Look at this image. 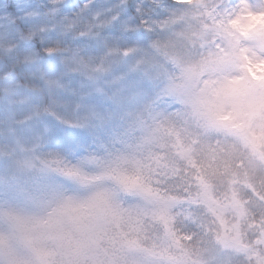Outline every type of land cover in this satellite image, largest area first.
Here are the masks:
<instances>
[{
	"label": "clouds",
	"instance_id": "obj_1",
	"mask_svg": "<svg viewBox=\"0 0 264 264\" xmlns=\"http://www.w3.org/2000/svg\"><path fill=\"white\" fill-rule=\"evenodd\" d=\"M262 33L264 0L4 6L0 264H264Z\"/></svg>",
	"mask_w": 264,
	"mask_h": 264
},
{
	"label": "snow or ice",
	"instance_id": "obj_2",
	"mask_svg": "<svg viewBox=\"0 0 264 264\" xmlns=\"http://www.w3.org/2000/svg\"><path fill=\"white\" fill-rule=\"evenodd\" d=\"M249 16H251L253 19H256V17L252 14V13H249ZM243 31H245V34L247 35V29H243ZM260 35V38L261 39H264V33L262 34H259ZM242 60H243V63H242V67L245 69V70H248L250 68V65H251V60L247 57V56H242ZM239 90L243 93V92H246L248 88L251 87V84L250 82L244 78L242 79L240 82H239ZM26 164H29V162H25ZM58 163V162H57ZM30 166V165H29ZM64 171L69 174V175H73V174H76L73 172L72 169H64ZM259 198V194L257 193L256 194Z\"/></svg>",
	"mask_w": 264,
	"mask_h": 264
},
{
	"label": "rangeland",
	"instance_id": "obj_3",
	"mask_svg": "<svg viewBox=\"0 0 264 264\" xmlns=\"http://www.w3.org/2000/svg\"><path fill=\"white\" fill-rule=\"evenodd\" d=\"M29 5L30 0H0V11H3L4 6H7V11H11L14 16H18Z\"/></svg>",
	"mask_w": 264,
	"mask_h": 264
}]
</instances>
